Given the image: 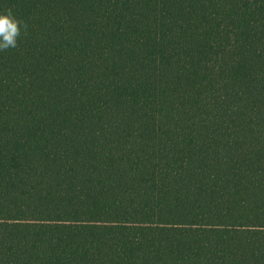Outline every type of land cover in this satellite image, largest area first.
Listing matches in <instances>:
<instances>
[{
	"label": "trees",
	"instance_id": "16d2710c",
	"mask_svg": "<svg viewBox=\"0 0 264 264\" xmlns=\"http://www.w3.org/2000/svg\"><path fill=\"white\" fill-rule=\"evenodd\" d=\"M0 264H264V0H0Z\"/></svg>",
	"mask_w": 264,
	"mask_h": 264
},
{
	"label": "clouds",
	"instance_id": "9594fccd",
	"mask_svg": "<svg viewBox=\"0 0 264 264\" xmlns=\"http://www.w3.org/2000/svg\"><path fill=\"white\" fill-rule=\"evenodd\" d=\"M27 35L28 24L16 18L11 8L0 13V52L18 48Z\"/></svg>",
	"mask_w": 264,
	"mask_h": 264
}]
</instances>
